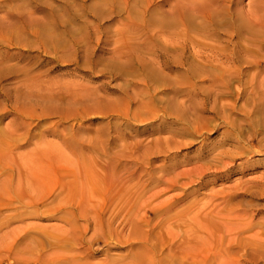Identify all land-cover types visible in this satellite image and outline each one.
Returning <instances> with one entry per match:
<instances>
[{
  "label": "rangeland",
  "instance_id": "rangeland-1",
  "mask_svg": "<svg viewBox=\"0 0 264 264\" xmlns=\"http://www.w3.org/2000/svg\"><path fill=\"white\" fill-rule=\"evenodd\" d=\"M70 255L264 264V0H0V264Z\"/></svg>",
  "mask_w": 264,
  "mask_h": 264
},
{
  "label": "bare ground",
  "instance_id": "bare-ground-1",
  "mask_svg": "<svg viewBox=\"0 0 264 264\" xmlns=\"http://www.w3.org/2000/svg\"><path fill=\"white\" fill-rule=\"evenodd\" d=\"M211 1V0H210ZM213 1V0H212ZM8 181V180H7ZM26 181V180H25ZM63 181V180H62ZM28 182V181H26ZM5 183V182H4ZM6 184V183H5ZM10 184V183H9ZM26 185L28 183H25ZM69 184V183H68ZM93 184V183H92ZM70 186V185H69ZM22 187V186H21ZM65 187V186H64ZM70 188V187H69ZM95 188V187H94ZM71 189V188H70ZM92 189V188H91ZM8 189H6L7 191ZM9 191V190H8ZM67 192V191H66ZM6 198V197H5ZM69 202V201H68ZM64 240V239H63ZM52 243V242H51ZM49 243V244H51ZM55 243V242H54ZM62 243V242H60ZM65 243V242H64ZM58 244V243H57ZM58 246V245H57ZM55 246V247H57ZM9 247V246H8ZM58 248V247H57ZM62 249V248H61ZM60 249V250H61ZM57 251V250H56ZM54 254V253H53ZM55 255V254H54ZM225 255V254H224ZM224 255H221L219 256L218 258V261L220 264H232V263H236V262H239L240 261V258L239 257H231V256H224ZM45 256V255H44ZM38 257V256H36ZM35 257V258H36ZM49 257V256H48ZM82 257V255H81ZM263 257V256H261ZM264 258V257H263ZM83 259V258H82ZM32 261V260H31ZM148 261L149 259H145L143 264H148ZM159 261V260H158ZM152 262V260L150 261V263ZM13 264V263H12ZM23 264V263H22ZM35 264H88L86 260H80V259H77L74 255H70V256H67V257H58V256H54V257H50L49 259L47 257H39V258H36L35 260Z\"/></svg>",
  "mask_w": 264,
  "mask_h": 264
}]
</instances>
